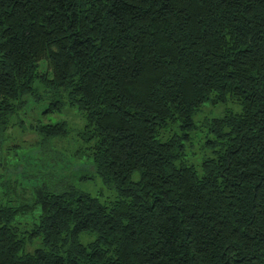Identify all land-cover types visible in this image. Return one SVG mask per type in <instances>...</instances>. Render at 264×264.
I'll list each match as a JSON object with an SVG mask.
<instances>
[{"label":"trees","instance_id":"1","mask_svg":"<svg viewBox=\"0 0 264 264\" xmlns=\"http://www.w3.org/2000/svg\"><path fill=\"white\" fill-rule=\"evenodd\" d=\"M10 126L82 164L0 191V264H264V0H0L2 179Z\"/></svg>","mask_w":264,"mask_h":264},{"label":"rangeland","instance_id":"2","mask_svg":"<svg viewBox=\"0 0 264 264\" xmlns=\"http://www.w3.org/2000/svg\"><path fill=\"white\" fill-rule=\"evenodd\" d=\"M225 106L228 107L229 104H226ZM232 107L233 109H235V106ZM203 108V110H200L193 117L196 124L199 123V119L204 115H219L221 113V110L224 108V105H216V107H214L212 111H206L209 109L206 104L203 105ZM33 117L34 119L36 117H39L42 122H54L58 119H64L67 122L68 126L71 124L73 128L78 127L80 124V118L78 114L73 110H65L60 115L58 113H53L45 117H41V115H38L36 111ZM5 134L8 138L11 139L7 142L6 146H4L8 147V150L4 151V161L7 165H11L14 163L15 169L10 170L9 167L6 172V179L1 178L3 171L0 169V191H5L7 193V196L12 198L14 201L29 200L31 198L29 187L31 182L40 184L41 181H47L48 183H50L52 182V178H50V175L54 173L56 175L62 173L64 174L66 170L71 168L70 164L67 163V159L71 160L72 163L76 162L72 167L74 169L77 168L76 164L79 161V163L82 164V160L75 161L70 157L71 152L74 148L72 141H70V143L64 141V139L52 140L47 147V150L43 152L42 148L40 149V146H30L32 143H34L35 140L34 134L19 135L15 127L12 126L7 128ZM196 149L197 145L195 144L193 150L197 152ZM59 151H61L60 154ZM50 158H53L55 161L50 160ZM60 158L62 159L59 161ZM14 160H16V163L13 162ZM55 162H57V164ZM52 163L55 165H53ZM28 174L32 176H29L30 180L24 178ZM46 176H48L49 178L46 179ZM5 185H8V188H6ZM77 187L84 191H88L91 194H96V192L101 191V183L98 179L89 181L88 183L81 182L77 185ZM18 220L20 221V223L26 221L29 222L30 217L26 215L18 218ZM27 249H31V246H28Z\"/></svg>","mask_w":264,"mask_h":264}]
</instances>
